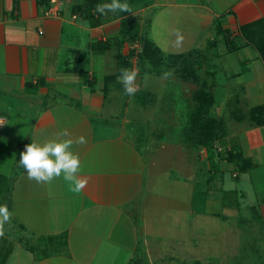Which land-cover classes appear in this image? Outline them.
Here are the masks:
<instances>
[{"label": "crops", "instance_id": "crops-1", "mask_svg": "<svg viewBox=\"0 0 264 264\" xmlns=\"http://www.w3.org/2000/svg\"><path fill=\"white\" fill-rule=\"evenodd\" d=\"M60 1L59 11L46 14L49 0H0V205H7L12 213L0 237V264H144L140 246L145 247L147 257L150 249H155L158 257V245L146 248V238L156 222L146 212L152 193H145V183L147 172H158L162 163H174L182 173V179H172L176 188L178 184L192 185L198 177L206 182L200 212L192 209L195 191L189 186V204L183 207L190 208L193 220L198 216L238 215L235 199L239 195L244 200L246 194L225 188L221 174L226 165L235 166L216 160L211 169L205 149L182 141L184 120L195 105L198 85L183 78L180 71L191 63L201 64V83L208 84L207 53L222 44L224 52L228 51L221 40L209 45L216 37L214 20L218 18L244 45L243 31L264 20V0H121L130 5L131 12L106 16L95 13L94 8L110 0L93 3L89 15L75 10L86 0ZM175 30L184 37L178 49L173 47ZM134 42H145L144 57L155 60V55L173 72L171 78L163 80L165 67L157 68V87L169 85L171 96L184 98H171L173 105L164 108L165 114L156 115L155 124L167 126L165 133L160 129L156 132L158 127L152 122L160 139L156 147L148 145L143 132L135 134L130 127L125 114L129 100L123 102L122 120L114 121L117 103L122 100L118 91L123 93L118 77L122 68H130L124 60L132 54ZM244 47L250 48L249 58L256 61L253 70L261 72L257 79L264 80L259 51L253 45ZM141 70L145 71L144 65ZM139 85L137 104L150 114L151 109L159 111L158 99L165 100L168 94L160 88L163 96H156L142 79ZM180 102L184 105L178 106ZM215 111V116L224 117L225 128L224 137L215 146L236 145L242 156L251 160L253 165L243 171L249 174L255 192L248 206L256 205L264 218V199L258 198L264 193V177L262 163L256 162L264 157V125L235 121L229 113ZM244 121L238 128L227 126ZM63 129L73 139L83 136L86 140L71 148L80 159L79 176L88 180L78 194L69 191L62 176L43 184L29 180L18 163L26 145H43ZM163 133L177 137L162 138ZM135 141H146L149 157ZM155 149L162 150L160 157Z\"/></svg>", "mask_w": 264, "mask_h": 264}, {"label": "rangeland", "instance_id": "rangeland-1", "mask_svg": "<svg viewBox=\"0 0 264 264\" xmlns=\"http://www.w3.org/2000/svg\"><path fill=\"white\" fill-rule=\"evenodd\" d=\"M145 1L141 0V2ZM234 40L240 46L237 50L225 53L226 48L222 44V47H213L206 55L209 69L205 79L209 85H212V92L215 96L214 105L210 110L214 115L218 114L215 111L216 108L217 111L223 110L228 114V105H230V102H235V99L239 100L237 107L245 113L251 106L264 102V93L259 94L260 90H264V80H259L256 77L261 72L253 70L252 63H256V61L249 58L250 48L244 47L240 37L235 36ZM220 50L223 51L220 52ZM222 52L225 54H222ZM153 59L155 60L142 56L140 64L144 65L145 71L142 72V78L140 76V79L145 84V77H147L145 86L151 92L154 91L156 96H163L159 92L160 90H163L165 95L168 94L165 100L158 99L161 111L154 109L156 111L154 112L151 109V114L150 110L144 111L145 108L136 102V97L141 95L140 91H137L133 96H127L118 91L122 100L117 103L118 108L114 121L120 122L122 120L124 116L123 102L129 100L125 114L132 125L130 127L135 130V134L140 131L143 132V137L148 140V145L156 147L160 143V139L154 134L155 126L153 124L158 118L156 115L165 114L164 111L166 110L164 108L167 105H173L171 98L176 100V97L182 96L176 94H174L175 97L171 96L169 85L166 87L163 84L161 87H157L158 81L155 70L163 64L156 60L155 55H153ZM162 67H165L164 71L167 68L165 65ZM233 73H238V75L232 76ZM151 79L152 83H149L148 81ZM182 99L184 100L183 97ZM185 104L188 103L185 102ZM179 105L183 106L184 104L180 102ZM226 113L224 114L226 115ZM229 120L233 121L231 118ZM245 123V121L229 122L227 126L232 129V127H241ZM156 127H158V130H156L158 132L159 129L164 131L167 126L164 124L160 125V128L157 125ZM109 130L112 133L115 132L113 128H109ZM174 136L177 137L174 134L161 135L162 138H173ZM135 142L139 145L141 152L149 157L151 151L146 145V141L144 143ZM154 152L158 157L163 153L162 150L156 149ZM147 157L146 159L149 160ZM256 162L262 163L260 165L262 170L260 171L263 172L262 177H264V157L257 159ZM168 165L162 163L160 164L162 167L158 172L155 170L153 174L148 171L146 174L145 193H152V197H149L146 212L148 215L153 216L156 222L155 229L146 238V248H153L158 245L161 254L156 257L154 253H159L155 249H150V252H148L149 257H147L144 255L145 247L140 246L139 255H143L144 264H264V218L258 212L256 205L254 208L248 206L252 204L255 198L249 174L238 170L236 167L235 169L232 165H226L224 171H221L226 185L225 188L237 189L239 192L243 190L246 194L244 200L239 195L235 199L240 210L238 215L226 218L223 214L208 217L198 216L193 220L190 208L183 207L186 203L189 204L191 191L189 186L191 184L189 186L178 184V188H176L177 186L172 179H182V173L174 163ZM154 167L158 168L157 166ZM234 169L238 175L237 178L233 175ZM191 186L194 187L195 191L192 209L200 212L204 208L203 203L207 192V184L202 177H198L192 181ZM175 194L178 196L174 197ZM258 198L264 199V193L258 195ZM257 202L260 201L257 199ZM158 226H160V229Z\"/></svg>", "mask_w": 264, "mask_h": 264}, {"label": "trees", "instance_id": "trees-1", "mask_svg": "<svg viewBox=\"0 0 264 264\" xmlns=\"http://www.w3.org/2000/svg\"><path fill=\"white\" fill-rule=\"evenodd\" d=\"M98 1L100 0H86L84 4L76 6L75 10L82 14L89 15L90 10L94 6L93 3H97ZM214 29L216 31V37L210 41L209 45L211 47L215 46L218 40L226 44L228 51H235L240 47L236 44L234 40L235 37L232 35L231 31L223 28L218 18L214 20ZM242 36L244 45H253L259 51L264 61V20L249 25L247 29L243 31ZM133 40L134 39H132V41ZM144 43H141L142 47L145 45ZM152 46L153 43H150V47ZM142 52L138 57L140 74L142 72L141 67L143 66L140 64V60L143 56ZM131 55L127 60H124L126 67L130 66L129 59ZM200 65L201 64L195 66L191 63L190 66H186L185 69H181L180 71L183 78L192 79L199 85L194 96L195 105L189 110L188 116L184 120V129L181 134L182 141L205 149L211 169L217 165L216 160H225L233 164L238 170L245 171L253 164L250 159L242 156L240 149L236 145L221 148L220 150L215 146V142L224 137V117L215 116L210 112L215 102L214 94L212 92V85L210 88L207 83H201V74L198 70ZM127 69H129V67ZM238 103L239 101L230 102V105H228V112L232 119L235 121L247 120L254 126L264 125V103L252 106L246 113L237 107Z\"/></svg>", "mask_w": 264, "mask_h": 264}, {"label": "clouds", "instance_id": "clouds-1", "mask_svg": "<svg viewBox=\"0 0 264 264\" xmlns=\"http://www.w3.org/2000/svg\"><path fill=\"white\" fill-rule=\"evenodd\" d=\"M95 13L106 16L108 13L117 12L130 13L131 7L127 2L121 0H110L108 3L95 5ZM176 37L173 47H182L184 37L179 30L174 31ZM138 69L122 68L118 77V82L123 86V94L133 96L138 88L136 78ZM173 76V72L165 70L161 74V79L167 80ZM147 77H145V84ZM86 140L83 136L73 139L67 129H63L55 134V138L43 145L30 143L25 146V150L20 153L19 165L24 169L29 180L37 183H50L57 177H63L67 183L69 191L80 193L87 186V178H81V164L78 155L71 151L74 144H84ZM12 213L8 211L7 205H0V237L4 235V226L10 223Z\"/></svg>", "mask_w": 264, "mask_h": 264}, {"label": "built area", "instance_id": "built-area-1", "mask_svg": "<svg viewBox=\"0 0 264 264\" xmlns=\"http://www.w3.org/2000/svg\"><path fill=\"white\" fill-rule=\"evenodd\" d=\"M49 2H50V5L45 12L46 14H53V13L60 10V7H61V1L60 0H49ZM131 50H132L133 54L131 55V58H130L131 64H130L129 70L138 69V57L142 52V46L138 42H134L131 44ZM139 74H140V72L138 69V76L136 78V84L138 85L137 91L140 89V85H139L140 75ZM1 120L2 119H0V122H1ZM217 149L220 150L221 147H217Z\"/></svg>", "mask_w": 264, "mask_h": 264}]
</instances>
